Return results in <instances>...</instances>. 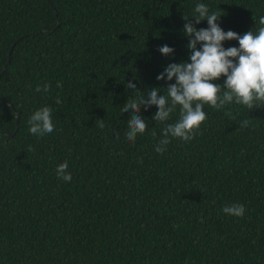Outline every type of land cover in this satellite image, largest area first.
Masks as SVG:
<instances>
[{"label":"trees","instance_id":"1","mask_svg":"<svg viewBox=\"0 0 264 264\" xmlns=\"http://www.w3.org/2000/svg\"><path fill=\"white\" fill-rule=\"evenodd\" d=\"M198 3L225 32L264 26V0H0V264H264V102L204 105L194 138L162 153L179 106L164 122L142 107L146 131L126 136L124 103L166 94L175 78L156 77L189 60L183 17ZM45 106L54 130L32 135ZM233 204L243 217L222 211Z\"/></svg>","mask_w":264,"mask_h":264},{"label":"clouds","instance_id":"2","mask_svg":"<svg viewBox=\"0 0 264 264\" xmlns=\"http://www.w3.org/2000/svg\"><path fill=\"white\" fill-rule=\"evenodd\" d=\"M220 16L215 11L210 12L204 3L195 5L194 15L191 16L194 21L189 19L190 16L184 15L186 23L183 32L188 37L189 60L168 64L156 77L157 80L166 78L167 81L175 78V83L167 84L166 94L158 95L160 88L153 87L146 97L143 94L124 103L121 112L131 114L126 132L129 141L134 142L137 134H143L147 129L145 120L139 115L142 107L148 110L155 105L158 111L152 119L164 122L179 106L178 121L163 128L162 137L155 148L156 152L162 153L170 143L169 137L179 138L184 142L194 138L207 118L204 105L222 109L235 100V103L251 110L259 106L257 102H264V26L256 34L252 31L243 35L232 30L225 32L217 23ZM205 19L208 27L197 29L195 25ZM259 24L264 25V16L259 18ZM230 40H237L239 46L225 48L223 42ZM158 50L165 56L174 53V48L167 44ZM222 76L226 77L222 85L213 82ZM57 87H62V84L57 82ZM125 87L137 89L131 80L126 82ZM49 90L50 84H45L42 88L38 85L35 89L37 92ZM60 102L57 97L56 103ZM52 111L51 107L45 106L32 113L27 121L28 131L37 136L52 133ZM248 124V120H243L240 127L244 128ZM99 127H105L103 119H100ZM152 136L156 138L155 131ZM67 169L68 163L65 161L57 165L55 172L59 179L70 182L72 176ZM222 211L230 216L243 217L245 207L242 204L226 205Z\"/></svg>","mask_w":264,"mask_h":264}]
</instances>
